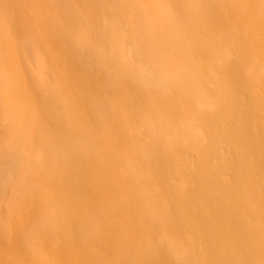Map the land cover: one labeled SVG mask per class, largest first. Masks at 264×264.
Segmentation results:
<instances>
[{"label":"bare ground","instance_id":"1","mask_svg":"<svg viewBox=\"0 0 264 264\" xmlns=\"http://www.w3.org/2000/svg\"><path fill=\"white\" fill-rule=\"evenodd\" d=\"M70 1L82 20L60 19L85 26L94 47L104 48L109 57L102 74L89 71L97 85H106H94L90 97L105 101L103 114L113 108L117 115L108 119L109 158L116 169L123 165L131 175L138 171L150 189L146 205L133 195L121 201L129 227L119 230L123 233L116 239L111 230L108 247L124 264H171L173 255L181 264H264V83L252 82L253 76L264 81V0H142L140 11L151 7L161 13L157 25L140 21L135 0ZM5 22L1 15V39ZM12 40L13 57L25 53L28 66L42 73L32 40L24 48ZM8 53H0L11 73L10 80L0 79V97L15 102L7 108L15 132L4 126L6 137L0 138V211L14 206L16 194L29 201L22 219L38 221L35 233L46 252L44 264H113V255L88 247L95 240L101 243L109 231L98 229L107 214L97 210V194L110 188L109 180L99 176L94 185L88 174L71 176L69 155L87 149L86 135L72 143L76 124L45 102L53 88L36 89L27 77L21 79ZM233 88L241 90V98L232 95ZM75 98L79 101L77 93ZM235 106L244 109L243 116L231 110ZM93 110L99 115L93 122L104 125L100 108ZM172 161L178 169L169 167ZM61 164L69 168L68 194L63 200L48 199L47 188L55 185ZM38 205L44 207L38 210L41 215ZM68 206L74 213L85 206L96 213L85 219L75 238L70 223L65 224ZM150 217L160 226L162 240L154 251H143L140 245L149 239L143 228L151 226ZM1 222L0 264H19V254H33L29 243L34 233L25 230L20 236L11 222L5 237Z\"/></svg>","mask_w":264,"mask_h":264},{"label":"rangeland","instance_id":"2","mask_svg":"<svg viewBox=\"0 0 264 264\" xmlns=\"http://www.w3.org/2000/svg\"><path fill=\"white\" fill-rule=\"evenodd\" d=\"M135 1L136 2H134V6L137 4V6H135L137 8L136 13L139 14L140 21L142 22L152 21L154 22L155 25H157L158 21H160L161 13L158 10L154 11L151 7L147 8L146 11H142V10L140 11L139 3L143 4V1L142 0H135ZM152 2L153 3L156 2L157 4H159L162 2V0H152ZM144 3H146V0H144ZM73 10H74L73 4L72 1L70 0H0V11L2 12V14L0 12V17L2 15L6 20L5 22L6 24L4 25L6 27H4L3 30L4 36L2 39L0 37L1 39L0 51L1 52L6 51L8 53V51L10 50L11 52L10 51L9 52L12 54L8 53V55L11 58H15L16 61L18 60V62H16L15 59H13L12 61H14V65L18 66V67L16 66L15 68L20 73L21 79L28 78L36 89H38L37 87L41 88L42 90L45 87L53 88L52 96L47 97L45 102L57 114L65 113L66 116L76 124L73 130L71 131L72 143H75V141L81 139V138H77L78 136L85 137L86 135L84 142H86L87 149L83 153L77 154L72 152L73 154L69 155V157L70 156L71 157L69 158L70 161L67 167L69 166L70 168L72 166V169L70 170L71 176H74L75 178L78 173H83L86 175L88 174L90 177L93 178L94 185H97L98 177L105 175L109 180L108 186L110 187L108 190L106 189V191H103L102 194H100V192H98L97 194V197L100 200L99 208H97V210L103 209L105 215L107 214L103 222L101 221V224L99 225L98 229L101 230L102 233H106L108 230L109 231L105 237L100 239L101 243H98L99 240L98 241L95 240V243L90 242V245L88 247L92 252L96 253V251H98L101 252L102 254H106L107 257H111L113 255L114 257L113 264H124L122 261L118 260L115 251L108 247L107 243L109 242V239L111 238V234L113 233V232L110 233V231L111 230L114 231L115 233L114 238L116 239L119 236V234L123 233L120 232L119 230L123 231L126 229V227H129L128 225L129 222L127 218V215L129 214L127 213L123 214L120 208L121 201L122 200L126 201L128 197L133 195L132 198H135L136 200H139L146 205L147 204L146 196L149 195L150 189L141 183L142 176L138 171L135 172L134 175H131V173H129V171H127L123 165L122 166L120 165L119 169H116L112 164V160L109 158V151L105 144L106 139H109L108 136H110L109 135L110 131L108 127L110 124L108 119L109 118L113 119L117 115L115 109L113 108L106 109L104 115L103 106L105 101L99 97H95V96H94L95 98L90 97L93 96L92 93H95V91H93L95 89L93 88L94 85L97 87H101V86L105 87L106 85H104L103 83L101 84L99 83L97 85L98 82H95L91 77V75L89 74V71L91 69H95L94 71H97L98 73L102 74L103 69L101 66L102 64H105V62L109 57L106 54L104 48L103 49L100 48L99 50L94 47V44L91 43L90 41L91 39L89 37V32H87L85 26L80 24H76V25L71 24L67 21V18L60 19V17L64 18V16L67 17L71 15L73 18H76L77 22L81 21L82 19L79 17L77 13H75L76 11L74 10L75 11L74 12ZM52 14L57 15L56 18ZM8 26L10 28H8ZM92 29L94 31L95 27H93ZM8 31H10L11 33H9ZM9 35H10V39H8ZM12 35L15 36L13 37ZM56 36L58 37V39L56 38ZM12 38L15 40H12ZM10 40L14 42L18 41V43L16 42L17 44H19V42H21V44L24 43L23 48L25 46L27 47L26 42L28 40L30 41L32 40L31 42L32 48L34 51H36L34 53L35 55L38 56L37 58L40 60L43 70L42 73H39L38 71L36 72L34 71L33 68L28 66L25 53L23 52L19 53L18 51L19 57L17 58L13 57V50L11 49L12 44L11 42H9ZM14 42L13 44H15ZM115 46H117L120 49L123 48L122 44L118 42L115 43ZM72 48L74 49L72 50ZM71 55H73L74 60H72L73 57H71ZM126 60H127L126 63L129 62L128 59ZM0 62H1L0 71L2 72V75L0 72L1 75L0 79L2 77H6L7 79L10 77L9 78L10 80L11 73L10 72L8 73L9 68H6L4 65H2L1 60ZM15 62L18 64H16ZM250 66L252 69L253 64L251 63ZM5 71H6V76L4 75ZM21 73H23V76ZM252 82L259 86L264 83V81L259 80V78L257 79L255 76L252 77ZM19 83L20 81L17 84ZM22 85L23 84L21 82L19 85L21 86V88L19 87L17 89L18 90L17 94L19 95L20 93L22 94L21 91L23 89ZM230 89L232 88L230 87ZM76 93L79 96V101H77L75 98ZM232 95H234L237 98H241L242 92L238 88H233ZM9 101L14 102L12 99H7V97L5 96L2 98L0 97V138L1 136L6 137V135L4 136V132H3L4 126L6 127L8 126V129L15 132L14 129L12 128L13 122L10 120L9 117L10 115L7 109L8 107L14 106L15 102L12 104ZM112 102L115 103L114 100ZM96 107H99L101 111L103 109L102 116L105 122L104 125L102 126L96 125L95 122H93L92 120L95 119L97 116H99L96 113H94L93 108L95 109ZM231 110L234 111V113H237L241 116L244 115L243 114L244 109L241 106L231 107ZM217 118L213 116V120L220 122L218 116ZM93 128L95 131H97V134L94 133ZM92 133H94L95 135L93 138H91ZM115 149L111 150L110 152L112 156L114 155V152L117 150ZM0 150H4V148L1 147ZM58 163L60 164V162H57V164ZM61 165L58 166L59 167L58 169L61 172L59 173V176L56 177L55 180L56 182L54 183L55 185H53V187L50 186L47 188V194L51 193V195L49 194L51 197H48V195H46L48 199L54 200L55 198L60 199V197L62 199L64 196H67L68 194L65 193V191L67 190L68 187L66 183L68 182L67 175H70L68 172L69 168L65 169L64 168L65 166L64 165L61 166ZM60 167H63V169L61 170ZM169 167L176 170L178 169V163L174 161L169 162ZM57 180H59V182ZM60 180H62L63 183H61L62 181ZM58 186L60 188L62 187L63 190L60 189ZM54 187L55 190H53ZM58 190L60 195L59 193H57ZM110 191L114 193V196H111ZM69 192H71L70 194L72 195V198H74L75 200L76 197L74 196V194H72L73 192H75V189L69 186ZM76 192H78V189ZM55 193H57L56 194L57 196L55 195ZM16 195L17 196H15V198L12 197L11 200V202L14 201L13 202L14 206L8 207V210L11 209L10 212H8L7 210L6 212L8 213H6L3 211V209L0 211V222L7 219L6 216L9 215V213L13 212L11 213L12 215L10 214L8 217L10 218L8 219L9 222L5 221L4 224L3 221L1 222V225H5L6 227L8 223L10 225L11 222L14 225L17 224L16 226L20 236L21 234L24 233L23 231L25 230H27L28 232L30 231L31 234L34 233V236L30 238V243H29L30 244L29 247L32 249L33 254H31L30 256L24 252L19 254V259L21 261L19 264H44L46 252L45 249L43 248L42 242H39L38 236L35 233L39 229L38 221H36L37 223L34 221V223L31 224H27L23 221L22 213H24L23 211L24 209H22V207L25 208L24 206L25 205L27 206L29 201L26 202L21 195L18 194ZM65 198L66 197H64V199ZM79 199L83 200V198L80 196ZM10 203L8 204V206L10 205ZM77 204L75 205L77 206ZM76 206H74V208H76ZM39 208H42V211H44L43 210L44 207L43 206L39 207L38 205L36 214L41 215L42 213L41 210H40L41 212L40 214L38 212ZM92 209L93 208H91L90 206L88 207L85 206L83 207L82 210H79L80 211L79 213L78 211L74 213L73 211L74 209L68 206L66 212L68 214L67 218L69 219L68 220L69 222L67 223V221H65V224L70 223V232L73 233L71 234L73 235V238H75L74 237L75 232L78 231V229L81 226L86 225V223H84L85 219L87 217L96 215V213H94ZM126 209H127V202H126ZM71 211L74 213L73 215L74 221L72 220L73 222L70 220L72 217V216L70 217V215L73 214L71 213ZM76 213L78 214L76 215ZM130 215L134 217V214L131 213ZM150 218L151 220L149 223H151L150 224L151 226H146L145 228H143V232L149 236V239L143 240L140 245L141 247L139 249H143V251L144 250L154 251L156 249V246H158L157 243L161 242L162 240L161 237L158 236L159 235L158 231L161 229L160 226L157 224V221L153 217ZM249 218L250 221L255 222V220L252 217ZM5 227L3 228V230H6L5 237H9L10 235L9 229ZM257 231L259 230H256L255 232ZM105 239L107 240L105 241ZM139 253L141 254L142 252L139 251ZM142 257L143 259L146 258V253H143ZM170 260H171V264H181L180 262L176 261V257L174 255L170 257Z\"/></svg>","mask_w":264,"mask_h":264}]
</instances>
